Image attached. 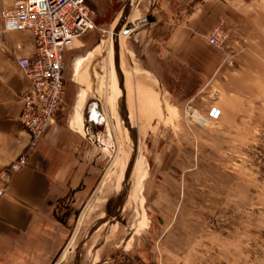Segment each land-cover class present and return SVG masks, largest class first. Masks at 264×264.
<instances>
[{
  "label": "rangeland",
  "instance_id": "374dc122",
  "mask_svg": "<svg viewBox=\"0 0 264 264\" xmlns=\"http://www.w3.org/2000/svg\"><path fill=\"white\" fill-rule=\"evenodd\" d=\"M95 11L96 28L65 51L69 100L54 124L84 147L92 179L58 218L48 264H264V0H103ZM218 25L224 51L205 41ZM141 90L155 97L151 117L136 112Z\"/></svg>",
  "mask_w": 264,
  "mask_h": 264
},
{
  "label": "crops",
  "instance_id": "0c3cea01",
  "mask_svg": "<svg viewBox=\"0 0 264 264\" xmlns=\"http://www.w3.org/2000/svg\"><path fill=\"white\" fill-rule=\"evenodd\" d=\"M15 1L0 0V4L12 7ZM101 1L86 0L94 24L95 7ZM176 33L165 43L177 38ZM33 54L31 34L3 32L0 21V169L21 154L27 159L26 166L11 176L7 193L0 198V264H48L61 244L64 224L58 218L83 200L92 179V165L83 159L84 147L74 143L73 133L57 130L54 122L31 144L29 134L16 121L23 108L19 95L28 86L16 59ZM78 97L80 113L87 96L81 93ZM81 262L80 257L76 264Z\"/></svg>",
  "mask_w": 264,
  "mask_h": 264
},
{
  "label": "built area",
  "instance_id": "2783aa9c",
  "mask_svg": "<svg viewBox=\"0 0 264 264\" xmlns=\"http://www.w3.org/2000/svg\"><path fill=\"white\" fill-rule=\"evenodd\" d=\"M0 21L3 32L27 31L33 39L34 54L16 59L28 83L19 95L23 108L16 121L35 144L55 122L64 103L65 51L96 26L86 0H16L12 7L0 10ZM228 38L224 26L218 25L205 36V41L224 51ZM219 116L217 107L210 108V120ZM26 164V156L21 154L0 169V198L6 195L11 176Z\"/></svg>",
  "mask_w": 264,
  "mask_h": 264
},
{
  "label": "bare ground",
  "instance_id": "6f19581e",
  "mask_svg": "<svg viewBox=\"0 0 264 264\" xmlns=\"http://www.w3.org/2000/svg\"><path fill=\"white\" fill-rule=\"evenodd\" d=\"M122 13V12H121ZM118 16V15H117ZM117 16H116V18H117ZM118 17H120V16H118ZM120 21V20H119ZM126 25V24H125ZM125 25L123 26V28L125 27ZM123 28L121 29V31L120 32H122V30H123ZM114 46H116V45H119V43H118V41H114ZM106 47V46H105ZM116 48V47H115ZM111 50V51H110ZM107 51H109V52H112L113 51V48H112V40H108L107 41V47H106V52ZM114 52V51H113ZM93 53V52H92ZM95 53H97V52H94V54ZM119 53V52H118ZM116 58V57H115ZM122 58V57H121ZM117 68V67H116ZM120 69V68H119ZM120 72V71H119ZM125 73V72H124ZM128 76V75H127ZM125 79V78H124ZM126 80V79H125ZM128 81V80H127ZM127 81H125L126 83H128ZM126 85H128V84H126ZM138 87H141V86H138ZM118 89H121V87L120 88H118ZM128 90V89H127ZM131 90V89H130ZM125 91V90H124ZM121 92H122V90H121ZM131 92V91H130ZM136 92H138V90L136 91ZM141 92H142V90H141ZM140 92V93H141ZM127 93V92H126ZM125 93V94H126ZM137 94V99H136V112H137V114L139 115V116H143V114H145V116H143V117H147V115H150V117H151V115L152 114H154V109H155V106H154V100H155V97H151V96H149V95H146V93L144 94V92H142L141 94ZM127 95V94H126ZM154 96H155V94H153ZM128 96V95H127ZM132 96V95H131ZM135 97V98H136ZM129 99V98H128ZM153 99V100H152ZM134 100V99H133ZM126 104V103H125ZM132 106V105H131ZM120 109V108H119ZM135 110V109H134ZM135 114V113H134ZM149 117V118H150ZM146 119V118H145ZM144 119V120H145ZM147 124V123H146ZM136 136V135H135ZM124 162V161H123ZM121 169V168H120ZM120 172V171H119ZM121 174H122V172H121ZM123 175H124V173H123ZM118 177H119V175H118ZM123 181V180H122ZM121 182V181H120ZM119 185H120V183H119ZM122 188V187H121ZM122 191V190H121ZM107 221V220H106Z\"/></svg>",
  "mask_w": 264,
  "mask_h": 264
},
{
  "label": "water",
  "instance_id": "95a60500",
  "mask_svg": "<svg viewBox=\"0 0 264 264\" xmlns=\"http://www.w3.org/2000/svg\"><path fill=\"white\" fill-rule=\"evenodd\" d=\"M145 22V19L144 18H142L141 20H136V22L135 23H138V24H141V23H144ZM134 22H127L126 23V25H125V27L123 28V30H122V35H124V36H126V35H130L133 31H134V29H135V26H134V24H135Z\"/></svg>",
  "mask_w": 264,
  "mask_h": 264
}]
</instances>
